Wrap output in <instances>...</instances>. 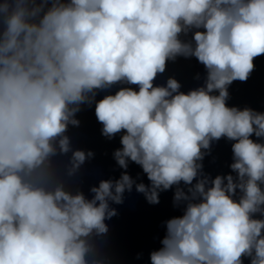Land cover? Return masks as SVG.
<instances>
[{"label":"clouds","instance_id":"clouds-1","mask_svg":"<svg viewBox=\"0 0 264 264\" xmlns=\"http://www.w3.org/2000/svg\"><path fill=\"white\" fill-rule=\"evenodd\" d=\"M262 55L264 0L0 2V264H106L110 205L133 187L150 204L174 188L184 206L150 264H264V113L227 104ZM180 56L204 66L203 86L154 85ZM116 84L138 90L95 99ZM92 103L104 137L123 133L113 153L123 171L88 198L71 184L94 153L73 149L67 132ZM222 138L235 175L210 178L202 161Z\"/></svg>","mask_w":264,"mask_h":264}]
</instances>
